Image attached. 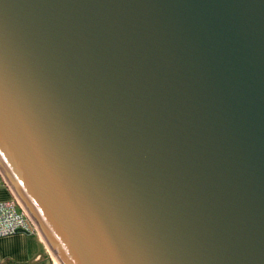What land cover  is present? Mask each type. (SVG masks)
Returning a JSON list of instances; mask_svg holds the SVG:
<instances>
[{"label": "water", "instance_id": "obj_1", "mask_svg": "<svg viewBox=\"0 0 264 264\" xmlns=\"http://www.w3.org/2000/svg\"><path fill=\"white\" fill-rule=\"evenodd\" d=\"M0 174L54 264H264V0H0Z\"/></svg>", "mask_w": 264, "mask_h": 264}, {"label": "crops", "instance_id": "obj_2", "mask_svg": "<svg viewBox=\"0 0 264 264\" xmlns=\"http://www.w3.org/2000/svg\"><path fill=\"white\" fill-rule=\"evenodd\" d=\"M14 193L0 174V202L11 201ZM54 259L38 233L21 232L0 239V264H54Z\"/></svg>", "mask_w": 264, "mask_h": 264}, {"label": "built area", "instance_id": "obj_3", "mask_svg": "<svg viewBox=\"0 0 264 264\" xmlns=\"http://www.w3.org/2000/svg\"><path fill=\"white\" fill-rule=\"evenodd\" d=\"M33 222L15 197L0 202V239L21 232H35Z\"/></svg>", "mask_w": 264, "mask_h": 264}, {"label": "rangeland", "instance_id": "obj_4", "mask_svg": "<svg viewBox=\"0 0 264 264\" xmlns=\"http://www.w3.org/2000/svg\"><path fill=\"white\" fill-rule=\"evenodd\" d=\"M35 226V225H34ZM34 233H38L39 234V232H38V230L36 229V227H35V232ZM40 235V234H39Z\"/></svg>", "mask_w": 264, "mask_h": 264}, {"label": "bare ground", "instance_id": "obj_5", "mask_svg": "<svg viewBox=\"0 0 264 264\" xmlns=\"http://www.w3.org/2000/svg\"><path fill=\"white\" fill-rule=\"evenodd\" d=\"M30 217V216H29ZM53 257V256H52ZM55 257H53V259H54ZM54 261H55V259H54ZM58 264V263H57Z\"/></svg>", "mask_w": 264, "mask_h": 264}]
</instances>
